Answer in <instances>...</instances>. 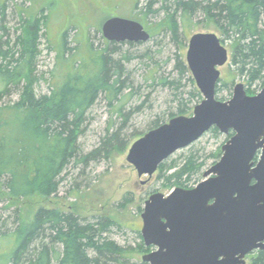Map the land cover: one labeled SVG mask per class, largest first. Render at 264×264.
Returning <instances> with one entry per match:
<instances>
[{
    "label": "trees",
    "instance_id": "1",
    "mask_svg": "<svg viewBox=\"0 0 264 264\" xmlns=\"http://www.w3.org/2000/svg\"><path fill=\"white\" fill-rule=\"evenodd\" d=\"M9 1L0 0V32L4 33L2 23ZM145 3L135 19L143 23L151 39L171 32L175 42L179 38L178 19H193L202 14L219 29L222 43L232 47L230 70L245 80L247 93L251 95L264 87V0H145ZM162 13L164 19L159 24L149 22L151 16ZM39 27L36 19L27 18L21 23V35L12 47L7 51L0 49V183L7 195L0 199V204L8 202L5 210L15 206L10 199L57 196L71 166L73 169L85 168L106 159L116 148L124 149L128 142L121 132L133 115L142 112L147 102L130 112H125L122 102L142 95L128 65L137 59L150 58L152 61L153 57L149 52L142 55L122 53L121 47H135L143 42L104 41L102 49L97 50L90 41L92 51L84 58L76 57L77 52L69 53L68 34L64 35L57 51L58 62L66 67V73L53 84L49 94H37L36 86L43 79L37 70L41 55ZM174 69L177 76L153 79L152 85L171 93L169 104L173 103V106L167 110L169 119L191 113L202 100L183 54L176 55ZM185 80L190 84L189 89ZM220 83L221 80L216 96L226 101L219 97ZM223 87L228 88V85ZM17 92V101L3 103L5 98ZM232 94L230 92L231 97ZM101 97L122 118V125L111 133V119L98 147L81 154L79 139L85 132L90 111ZM162 120L157 115L149 123L148 131L163 125ZM206 134L221 135L216 127ZM227 136L229 138L233 133ZM182 157L179 160L170 157L159 167V180L164 181L165 187L193 188L190 184L200 177L207 161L218 160L221 151L207 154L192 149ZM20 212L18 208L15 211L19 225L13 232L7 230L8 218H3L0 212V244L4 242L11 247L5 264H149L142 259L133 260L129 255L131 252H149L141 233L135 231L141 241L137 249L121 245L112 237L115 232L121 233L120 227L110 217L90 221L73 210L42 206L31 221L24 223ZM252 264H264V251L253 257Z\"/></svg>",
    "mask_w": 264,
    "mask_h": 264
},
{
    "label": "water",
    "instance_id": "2",
    "mask_svg": "<svg viewBox=\"0 0 264 264\" xmlns=\"http://www.w3.org/2000/svg\"><path fill=\"white\" fill-rule=\"evenodd\" d=\"M2 13L0 12V30ZM102 33L109 42H148L151 34L136 20L112 17ZM188 68L203 100L193 115L178 116L147 132L129 149L127 161L138 176L153 177L180 150L212 128L233 136L220 160L192 189L155 193L145 202L141 235L149 264H245V257L264 249V87L249 95L234 86L231 99H217L221 68L230 51L215 33H196L186 53Z\"/></svg>",
    "mask_w": 264,
    "mask_h": 264
},
{
    "label": "rangeland",
    "instance_id": "3",
    "mask_svg": "<svg viewBox=\"0 0 264 264\" xmlns=\"http://www.w3.org/2000/svg\"><path fill=\"white\" fill-rule=\"evenodd\" d=\"M48 1L10 0L7 3L5 22L2 23L6 33L0 32V36L3 33L5 34L0 39V49L7 51L12 47L16 38L21 35L19 31L21 23H24L30 17L39 22L41 55L38 60L37 70L39 76L43 78L36 86V92L39 95L49 94L53 84L57 83L60 77L67 71L66 67L61 65L57 59V51L62 46L64 35L68 34L67 47L69 53L77 52L78 55L76 57L85 58L92 51L90 41L93 43L94 49H102L104 39L101 29L107 20L113 16L136 20L135 18L139 16V9L142 10L146 6L145 0H93L96 7L90 8L94 11L93 15L89 18L85 17L83 20H74L72 14L79 11V4H71L70 6L73 8L71 14H69L67 10H63V4L59 5L55 1L50 13L48 7H46L48 6ZM159 6L160 4L155 8L157 9ZM163 19L164 13L159 16L157 15V17L151 16L149 22L152 25L159 24ZM178 22L180 25L179 38L175 42L173 41L172 33L167 32L154 37L148 42H143L144 44L142 45L135 47L123 45L121 47L122 53L130 52L142 55L149 52L153 57L152 61L150 58L137 59L128 65V69L134 72L133 77L136 87L141 88L142 95L135 96L129 101H126V99L122 100L125 112H130L143 102H147L145 103V107L143 106L142 112L133 115L128 125L121 132L128 142L124 149L116 148L106 159L100 162H93L85 168L79 166L77 169H73L71 166L68 169L69 175L55 197L34 195L26 199H10V202L15 204V206H12L8 210H5L8 202H2L0 204V212L3 218H8V231L13 232L19 225V222L15 220L17 208L21 211L20 215L22 221L25 223L32 220L40 207L45 206L65 211L73 210L82 218L90 221H94L93 219L98 217H110L118 224L119 230H121V233L115 232L112 237L121 245L137 249L141 241L135 231H141L143 223L141 215L145 202L152 194L163 193L168 195L175 188H178L165 187L164 181L159 180V171L151 178L148 176L140 178L136 169L127 161L129 149L137 140L149 132L148 125L157 115L162 117V122L168 123L171 120L167 112L169 107L173 106V103L169 104L172 98L171 93L169 90L163 89L158 85L152 86L154 84L153 79L167 77L168 75H171V77L178 75L174 69L176 55L183 54L186 61L189 40L194 34L215 33L222 38L221 32L214 25L213 21L202 14L193 19L187 18L186 20H181L179 18ZM41 25L43 26L41 27ZM77 46H79V49H77ZM226 47L230 51V62L221 68L220 87H222V92L219 97L229 100L231 99L230 92L233 93L234 86L238 83H243L246 87V82L236 77V74L230 70L233 54L232 47L229 45H226ZM184 83L189 86L187 88L189 89V82L185 80ZM225 85H228V88H224L223 86ZM256 89L258 91L259 87ZM260 91H253L251 95H256ZM128 92L126 91V93ZM18 99V92L13 93L11 97L5 98L3 103L8 104ZM194 108L191 113L183 116H192ZM111 119L113 122L112 133L121 127L122 118L118 117L114 109L101 97L90 111L84 127L85 132L79 139V144L82 148L81 154L88 153L98 147L106 134V128ZM231 137L228 138L227 135L222 133L219 137L206 134L190 147L178 151L171 159L179 160L182 156L188 155L192 149L207 154L217 153L220 150L222 156V147ZM220 158L218 160H208L206 166L201 171L200 177L196 181H193L190 187L194 188L202 182L204 180V173L216 164ZM5 193V187L0 183V199H4L7 196ZM10 248L7 243L4 244L3 242V244H0V264H5V258ZM129 255L133 260H141L144 254L131 252Z\"/></svg>",
    "mask_w": 264,
    "mask_h": 264
},
{
    "label": "flooded vegetation",
    "instance_id": "4",
    "mask_svg": "<svg viewBox=\"0 0 264 264\" xmlns=\"http://www.w3.org/2000/svg\"><path fill=\"white\" fill-rule=\"evenodd\" d=\"M55 1H57V4H59V5H62L63 6V10H67V12L69 13V14H71V11H72V6H70L71 4H79V7H80V9H79V11L77 12V13H75V14H72L73 16H74V20H83V19H85V17H90V16H92L93 15V10H91L90 8H96L95 7V2L93 1V0H49L48 1V6H46V7H48V9H49V12L51 13V8H53V6H54V4H55ZM57 12H59V11H57ZM56 12V13H57ZM77 15V16H76ZM113 17H119V16H113ZM112 18V17H111ZM123 18V17H122ZM104 25V24H103ZM103 27V26H102ZM101 31H102V29H101ZM102 35H103V33H102ZM88 36V35H87ZM103 38H104V36H103ZM104 41L105 42H108L109 43V41L108 40H106L105 38H104ZM251 96H253V95H251ZM153 195V194H152ZM142 218V217H141ZM142 222H143V220H142ZM142 228H143V223H142V227H141V229L140 230H142ZM140 233H141V231H139ZM142 236V235H141ZM142 240H143V238H142ZM144 242V241H143ZM145 244V243H144ZM147 249H149V252L148 253H151V252H153V251H156V250H158V248L157 247H147V246H145ZM262 251H264V249L263 250H260V249H258V250H255V251H253V252H251L250 254H248L244 259H245V264H252V259H253V257H255V256H257L260 252H262ZM148 253H146V254H148ZM145 255V254H144ZM250 260V262H248Z\"/></svg>",
    "mask_w": 264,
    "mask_h": 264
}]
</instances>
